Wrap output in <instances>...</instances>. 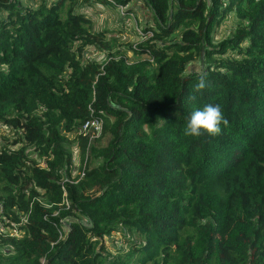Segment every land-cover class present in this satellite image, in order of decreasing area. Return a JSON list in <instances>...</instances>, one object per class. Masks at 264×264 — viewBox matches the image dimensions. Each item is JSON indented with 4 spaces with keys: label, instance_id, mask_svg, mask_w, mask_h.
Returning a JSON list of instances; mask_svg holds the SVG:
<instances>
[{
    "label": "trees",
    "instance_id": "obj_1",
    "mask_svg": "<svg viewBox=\"0 0 264 264\" xmlns=\"http://www.w3.org/2000/svg\"><path fill=\"white\" fill-rule=\"evenodd\" d=\"M141 1L153 22L143 32L162 43L147 39L135 60L118 51L102 67L81 55L96 37L108 47L76 8L89 0H0V123L21 134L18 149H0V219L25 229L0 264H264V0ZM229 13L237 27L214 44ZM209 104L228 126L185 135ZM91 111L102 121L91 157L76 137L90 162L62 185L70 153L60 132L76 134ZM27 147L48 170L26 160ZM64 198L62 218H75L65 234L53 216ZM122 229L141 241L111 255L105 238Z\"/></svg>",
    "mask_w": 264,
    "mask_h": 264
},
{
    "label": "rangeland",
    "instance_id": "obj_2",
    "mask_svg": "<svg viewBox=\"0 0 264 264\" xmlns=\"http://www.w3.org/2000/svg\"><path fill=\"white\" fill-rule=\"evenodd\" d=\"M24 3H31L28 0H23ZM109 2V1H108ZM76 8H80L79 11L85 13L91 19V28L90 33L96 35L99 31H104L103 41L108 43V47H105L103 43H100L99 39L95 38V43L85 45L81 52L83 57V62H96L102 67L108 62V60L114 59V54L116 52H122L128 60H135L139 56L133 54L132 49L147 39L154 41L155 43H162V40L158 37L153 36V32H143V29L148 28L153 24L152 16L149 13L148 9L143 5L141 0H132L127 5L121 6L120 8L115 7L112 2L108 4L98 1L89 0L88 3H79ZM128 10V11H127ZM237 27L236 18L232 13H229L226 19L219 25H216L213 29L212 41L214 44L222 42L225 38L232 35ZM175 36V39L179 40V33H174L171 36L167 37L166 40L171 39ZM226 55L232 56L235 55L234 52L229 50ZM142 58L146 57L145 55L141 56ZM200 61L198 59L193 60L190 63V66L187 72L192 70L198 71L200 68ZM42 107L37 110V115H41ZM92 118H98L94 116V111H91L89 114ZM84 122V121H83ZM82 122V124H83ZM82 124L77 127L76 134L74 133H62L65 138V148L70 153V162L65 165L61 170V176L58 180L62 185H71V183L76 182L81 176L82 171L87 162H90V158L86 157L87 161L82 162V157L79 153V140L76 139L79 135H84L88 138V154L91 157L90 150L94 148V140L99 136V131L93 129L88 131H82ZM21 136L19 130H11L7 128L4 124L0 123V149L2 147L16 150L20 147V144L13 143V140L18 139ZM107 143V138L99 143H96V147H103ZM101 144V145H100ZM26 160L32 163L34 160L37 165L49 169L46 160L42 162L40 156L36 153L34 148H26L25 150ZM49 159L51 157H48ZM98 162L91 158V165H97ZM70 165L68 172L66 171L67 167ZM66 190V188H65ZM38 201L43 200L42 193L38 192ZM66 196V191L64 192V197ZM62 205L64 208L59 211H55L53 216H60L62 221V232L65 234L67 225L75 219L71 216H66L62 218V213L66 212L69 208L68 201L66 198L63 199ZM64 216V215H63ZM84 224H88L86 221H83ZM4 232L0 236V256L3 258L11 254L9 248V243H6L9 238H21L24 234V228L10 220V218L3 215L2 220ZM25 224V217H22V225ZM130 238L135 241H141V238L137 236L134 232L122 229L116 231L110 235V237L105 238L106 251L114 255L117 253V249L129 250L130 243H128L127 238ZM119 253V252H118Z\"/></svg>",
    "mask_w": 264,
    "mask_h": 264
},
{
    "label": "clouds",
    "instance_id": "obj_3",
    "mask_svg": "<svg viewBox=\"0 0 264 264\" xmlns=\"http://www.w3.org/2000/svg\"><path fill=\"white\" fill-rule=\"evenodd\" d=\"M205 87V79L201 77L196 85V90L200 91ZM222 126L226 128L228 121L224 117L220 106L209 104L202 110H196L192 113L187 122L185 135L198 137L203 131L215 137L221 134Z\"/></svg>",
    "mask_w": 264,
    "mask_h": 264
},
{
    "label": "built area",
    "instance_id": "obj_4",
    "mask_svg": "<svg viewBox=\"0 0 264 264\" xmlns=\"http://www.w3.org/2000/svg\"><path fill=\"white\" fill-rule=\"evenodd\" d=\"M101 126H102V121L99 118H92L91 116H89L84 120L81 128H82V131H85V132L88 130H93V129L100 132ZM84 136H85V133H84ZM3 230L5 229L0 219V234L4 232Z\"/></svg>",
    "mask_w": 264,
    "mask_h": 264
}]
</instances>
